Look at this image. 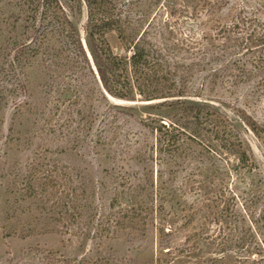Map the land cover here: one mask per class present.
Returning a JSON list of instances; mask_svg holds the SVG:
<instances>
[{"label":"trees","instance_id":"trees-1","mask_svg":"<svg viewBox=\"0 0 264 264\" xmlns=\"http://www.w3.org/2000/svg\"><path fill=\"white\" fill-rule=\"evenodd\" d=\"M228 4L226 0L8 1L17 9L16 22L23 19L24 32L31 39L28 44H13L18 54L13 63L25 69L40 57L50 60L57 74H70L72 84L60 95L68 105L62 110L54 105L44 123L52 131L55 126L63 129L72 149L95 125V92L105 101L143 103L148 112L136 121L141 132L134 134L127 152L111 150L109 140L118 115L128 114L123 108L116 107L104 127L96 130L94 145L103 152L96 153L112 164L124 153L127 162L137 164L135 169L103 168L99 177L92 178L85 168L41 156L7 169L0 176L5 204L2 239L73 234L100 242H134L143 240L158 219L154 264H264V183L257 165L226 117L207 102L188 97L190 80L202 69L206 54L183 55L181 43L163 31L173 16L183 14L198 23L203 36L226 41L221 53L227 52V42L235 37L233 48L243 56L250 53L252 67L243 63L235 78L242 82L264 77V23L240 18ZM224 9L230 13L227 18ZM82 13L86 48L73 23ZM165 13L169 17L163 19ZM108 32L115 33L123 55L110 50ZM244 122L255 136L264 138V125L250 119ZM149 162L159 169L148 167ZM232 174L247 181V195L259 213H251L245 203L237 211V196L223 184ZM187 193L205 196L198 226L195 210L175 213ZM184 231L188 233L183 241L173 246L174 236ZM203 241L211 247L213 258L198 257Z\"/></svg>","mask_w":264,"mask_h":264},{"label":"rangeland","instance_id":"rangeland-1","mask_svg":"<svg viewBox=\"0 0 264 264\" xmlns=\"http://www.w3.org/2000/svg\"><path fill=\"white\" fill-rule=\"evenodd\" d=\"M8 1L0 2V176L14 163L25 164L38 156L46 157L58 164L85 168L92 178L99 177L103 168L135 169L137 164L132 161L127 162L124 153H120L119 156L122 158L113 164L102 154L98 155L96 151L103 152L94 145L95 135H97L96 130L103 128V123L109 121V115L117 111L116 107L123 108L128 114L118 115V126L112 131L113 134H110L109 140L111 150L127 152L134 134L141 132L136 121L148 112L147 106L140 102L131 103L114 99L105 101L95 92L93 99L97 115L95 125L93 129L84 132L83 138L72 149L73 142L67 141L63 129L55 126L53 127L55 131H52L44 123L45 115L54 105L61 106V110L68 105L60 95L64 88L68 89L72 84L70 74H57L54 72L57 68L52 66L50 60L40 57L33 60L25 69L20 68L16 61L13 63L14 57L18 55L13 44H28L31 39L24 32L23 19L21 18L22 22H16L17 9L9 6ZM226 1L229 3L228 7H235L240 18L255 19L264 23V0ZM227 9L223 11L225 18L230 16ZM162 16L163 19L169 17L168 13ZM172 20L163 31L181 43V53L189 58H201L206 54V62L202 69L190 80L188 97L193 102H207L212 109L232 123L257 165L259 177L264 183V138L255 136L245 127L246 122H244L250 119L257 122L258 126L264 125V82L260 80L264 77L252 76L246 79L243 77L245 80H241L242 82L235 78L240 70L238 67L244 65L243 63L248 64V69H252L248 59L251 54L247 53L243 56L240 50L233 48L236 45L235 37L231 36L230 41L227 42L229 47L226 48L227 52L221 53L222 45L226 42L222 37L203 36L198 23L183 14L178 18L173 16ZM73 23L86 48L84 13L76 15ZM13 24L16 28H12ZM105 39L113 54L123 55L122 46L114 32H108ZM194 43L197 45H192ZM192 46L195 48L188 50ZM235 61H239L240 65H233ZM19 82L23 83L24 88L20 87ZM42 110L44 114H41ZM60 150L64 152H59ZM148 167L153 170L159 169L154 162H149ZM223 184L229 188L232 195L237 196V211H242V204L245 203L251 213H259V207L255 208L250 203L251 196L247 195V181L243 183L242 178L232 174ZM206 185L210 186L209 183ZM204 202L205 196L202 194L187 193L181 200V205L175 207V213L181 209H184V214L195 210L197 212L195 224L198 226L203 215L201 207ZM4 207L3 189L0 186V264H102L104 261L105 264H154L158 256L159 244L156 231L158 219L148 227L143 240L134 242L123 239L100 242L73 234H41L24 240L17 237L4 240L1 234L4 225ZM169 210L168 205L166 211ZM170 212H174V209ZM182 223L181 219L179 224ZM187 233V231L178 232L172 239V245L182 242ZM205 243L203 241L199 245L198 257L213 258L215 254Z\"/></svg>","mask_w":264,"mask_h":264}]
</instances>
